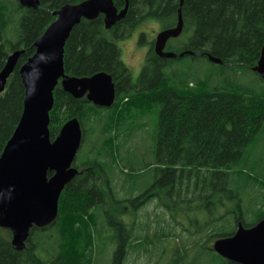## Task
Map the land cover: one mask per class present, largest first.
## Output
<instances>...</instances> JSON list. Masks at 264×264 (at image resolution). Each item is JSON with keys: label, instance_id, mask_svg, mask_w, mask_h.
<instances>
[{"label": "trees", "instance_id": "obj_1", "mask_svg": "<svg viewBox=\"0 0 264 264\" xmlns=\"http://www.w3.org/2000/svg\"><path fill=\"white\" fill-rule=\"evenodd\" d=\"M40 1L39 8H29L19 0H0V71L12 52L24 49L7 88L0 94V156L24 109L26 93L19 72L21 66L35 53L36 40L55 21L54 11L83 0ZM126 3L127 0H114L119 11ZM179 3L180 0H129L126 16L111 28H106L102 13L94 19L83 18L73 28L64 49L66 74L77 78L99 73L111 75L117 89L116 101L111 107H101L86 95L76 97L61 83L56 86L49 124L52 140L74 117L81 121L83 139L91 137L93 126L99 133L89 159L74 162L78 173L60 195L59 217L55 222L34 227L23 250L13 246L12 232L0 226V264H92L96 246L93 240L97 241L102 231V224L100 230L96 227L101 222L97 219L101 213L113 230L116 247L112 264H131L128 256L136 249L141 255L150 251L146 246L148 241L134 230L136 225L125 223V200L116 199L118 191L113 185L116 177L119 183L125 181L131 186L135 175L125 178V173H131L118 165L119 151L125 129L136 118L149 115L150 109L146 107L158 109L154 159L163 177H158L149 187L155 195H158L156 186L163 178L172 187L169 196L174 191L179 196L182 188L190 185L191 172L195 170V175L202 174V180L200 189L191 193L190 201L198 199L200 203L179 209L180 212H189L194 207L199 211L202 206V211L208 209L214 213L223 204V195L228 194L237 202L233 218L236 223L242 221L245 226H252L264 217V84L243 87L237 78L242 71H251L264 82L253 70L264 45V0L184 1L182 34L188 35V41L179 50L172 47L167 50L196 51L198 54L191 56L212 54L222 59L224 63L218 65L222 72L230 69L234 75V79L222 84H211L200 77L192 80L174 76L171 63L182 57L161 58L155 51V39L148 44L145 65L139 80L134 82L120 47L105 36L106 31L115 37L129 36L138 23L149 18L160 20L162 29L173 27L178 22ZM145 36V33L140 35L139 43H144ZM114 146L119 149L117 152ZM195 184L198 186L197 180ZM127 190L131 198L138 189L131 186ZM251 193L253 201L246 206L242 202ZM164 202L166 210L175 216L172 199L170 203ZM158 214L153 221L162 229L155 237L165 241L166 237L174 236L173 229ZM150 215L151 212H145L137 227H148L152 221ZM85 216L94 221L92 234L85 225ZM230 222L227 215L217 226L204 228V239L213 241L233 235L236 227L229 229ZM48 229L51 233L46 232ZM52 240L56 244L54 248L49 243ZM185 246L190 248L193 244ZM206 247L213 251L209 245Z\"/></svg>", "mask_w": 264, "mask_h": 264}, {"label": "water", "instance_id": "obj_2", "mask_svg": "<svg viewBox=\"0 0 264 264\" xmlns=\"http://www.w3.org/2000/svg\"><path fill=\"white\" fill-rule=\"evenodd\" d=\"M29 8H39L40 0H19ZM180 0L178 22L164 28L156 36L155 51L164 59L196 55V51L181 53L166 50L168 41L183 32L184 18ZM101 2L103 7L97 6ZM119 11L114 0H83L68 3L54 11L56 15L44 33L36 40L35 53L21 66L19 72L25 86L24 109L12 137L0 156V226L13 233V246L26 247L32 227L42 228L59 217V198L65 186L76 176L73 165L83 143L84 130L78 117L71 118L52 140L50 111L54 106V90L61 83L76 97L84 95L97 106L111 107L117 89L111 75L99 73L92 77H70L65 72L64 49L73 28L83 18L94 19L105 14V26L111 28L128 11ZM24 49L12 52L0 71V94L7 88ZM211 61L222 59L208 54ZM253 70L264 79V45ZM49 175V173H51ZM221 256L241 264H264V217L253 226L238 223L235 233L214 242Z\"/></svg>", "mask_w": 264, "mask_h": 264}, {"label": "rangeland", "instance_id": "obj_3", "mask_svg": "<svg viewBox=\"0 0 264 264\" xmlns=\"http://www.w3.org/2000/svg\"><path fill=\"white\" fill-rule=\"evenodd\" d=\"M163 27L164 25L160 20L149 18L138 23L132 30L131 34L126 37H115L109 31L105 32V36L116 42L120 47L121 57L130 68L134 82L139 80L142 73L149 42L156 39L157 34ZM142 33H145L146 36L145 41L143 40L144 43L141 44L139 43V39ZM187 41L188 35L181 34L178 37L171 38L167 48L172 47L175 50H179L182 45L184 46L187 43ZM218 65L220 64L211 61L209 57L200 55L197 57L191 55L184 56L171 63L172 71L175 73L174 76H187L192 80L194 77H200L201 79L211 81V84H222L223 81L228 82L229 80L234 79V75L230 69H226L224 73ZM237 78L243 87L247 86L253 88L264 84V82L260 81L257 75L251 71H242ZM146 109H150L149 115L142 118H136L133 123L125 129L122 151H119L120 157L118 165H120V168H122L125 172L129 171V173H131H125V178H129L130 175H135L131 178V186L138 189L134 193L150 189L149 187L156 183L158 177H163L159 170H157L159 164L154 159V152L156 150L158 109L155 107H146ZM90 131L91 137H85L83 139V143L78 151L75 160L77 163L87 161L90 157L89 151L94 146L93 143L97 138L99 130L96 126H93ZM114 150L117 152L119 149H117V146H114ZM195 172V170L191 172L192 176H190V185L184 186L182 188L183 192H181L179 196L176 191L169 196L168 193L172 187H168L166 182L162 181L164 180L162 178L160 182L164 185H160L161 183H158V186H156L158 195H155L154 193L155 198H153V202H148L149 205L142 207L138 212V215L134 216L137 223H139L140 217L145 218V212H151L150 219L152 221L149 222L150 225L148 227H137L139 226L137 223L136 227L133 226L134 230H136L137 233L142 235L145 240L148 241L146 246L151 252H144L141 255L138 249H136V251H131L128 256V260L131 264H220L219 261H217L219 260L220 255L208 250L206 247L207 245H209V247L212 246L213 241H211V239H204V235L202 236V230L206 227L217 226L218 222L222 220V217H226L227 215L231 218V222L228 226L229 229L232 230L237 227V223L233 220L235 217L234 213L237 211L238 207L237 202L235 197L229 198L228 194H224L223 204L219 205L218 208L215 209L214 213L209 212L208 209L202 211V206L199 211H197L194 207L193 209H190L189 212H180L179 209L188 208L189 205H196L200 203L198 202V199H194L193 202L190 201L191 193L200 189V180H202V174L195 175ZM113 180L115 190L118 191L116 193V199L123 201L128 198L127 191L129 189L127 190V188L131 187L129 186V183L125 181L119 183L116 177H114ZM196 180L198 182V186L195 184ZM218 181L220 183L223 182L222 178ZM169 197L174 202L175 216H173L171 212L167 211L164 207L165 200L167 203H170ZM195 197L197 198V196ZM253 197L254 195L251 193L249 196L244 197V201L242 203L246 206L249 205V201L252 202ZM199 200L202 201V199ZM130 213L131 212H127L124 219L128 220L130 216L132 221V218L134 217H132ZM157 214L159 219L162 221L165 219V222L163 223H170L168 226L173 229L171 232L174 233V236L170 235L166 237L165 241H161L159 236L155 237L158 230L162 229L161 225H159L156 221L155 223L153 221L157 218ZM252 218L253 216L249 219L251 220ZM97 219L101 222L97 223L96 227L100 230V224H102V231H100V236L97 238V241L93 240V244L96 242V246L93 252L94 256H92V264H112L113 254L116 247V244L112 239L113 230L108 226L109 224L106 223L102 213ZM84 220H86L85 225L92 234L94 231L93 219L86 218L85 216ZM180 224H184L189 227L190 230L197 229V227L200 226L202 230H196L193 233H189L188 231H183L180 228ZM51 231L52 230L50 229L46 230L47 233H51ZM49 243L52 248L56 245L53 240ZM191 244H193V246L190 248L185 246Z\"/></svg>", "mask_w": 264, "mask_h": 264}, {"label": "flooded vegetation", "instance_id": "obj_4", "mask_svg": "<svg viewBox=\"0 0 264 264\" xmlns=\"http://www.w3.org/2000/svg\"><path fill=\"white\" fill-rule=\"evenodd\" d=\"M168 44V43H167ZM166 50H167V46H166ZM153 198H155L154 197V192L152 191V190H150V189H146L145 191L143 190V191H141V192H139V193H136V194H134V196L133 197H131V198H126L125 199V201H124V210H125V214L127 213V212H131L130 213V215H132V217H134V216H137L138 215V212L140 211V209L142 208V207H146L147 205H149L148 204V202H153ZM125 214L123 215V218L125 217ZM131 221V217L129 216V219L128 220H126L125 219V223L126 224H129V225H136V223H137V221H136V219L135 218H132V221ZM138 224V223H137ZM154 224V223H153ZM145 225H148V224H145ZM237 225H238V223H237ZM253 226V225H252ZM34 227H32L31 228V230L33 229ZM180 228L183 230V231H188L189 233L191 232V233H193L194 231H196V230H200L199 229V227L197 228V229H189V227H187V226H185L184 224H180ZM236 229H237V227H236ZM10 230V229H9ZM31 230H30V234H31ZM202 230V229H201ZM11 231V230H10ZM12 232V231H11ZM235 233V232H234ZM204 234V232L202 233V235ZM12 235H13V233H12ZM29 238H30V235H29V237H28V239H27V241L29 240ZM217 239V238H216ZM216 239L215 240H213V245L212 246H210L211 248H212V250H213V252H216V250L214 249V242L216 241ZM220 255V254H219ZM221 256V255H220ZM222 258H220V264H227L228 262H234V263H236V264H241V263H238V262H235V261H233V260H230V259H227V258H225V257H223V256H221ZM225 261V262H224Z\"/></svg>", "mask_w": 264, "mask_h": 264}, {"label": "bare ground", "instance_id": "obj_5", "mask_svg": "<svg viewBox=\"0 0 264 264\" xmlns=\"http://www.w3.org/2000/svg\"><path fill=\"white\" fill-rule=\"evenodd\" d=\"M97 6H99V7H103L104 8V5L101 3V2H98L97 3ZM105 15V14H104ZM105 17H106V15H105ZM67 208H68V206H67ZM76 217V216H75ZM80 221V220H79ZM74 222V221H73ZM67 229V228H66ZM74 232V231H73ZM72 239H73V237H72ZM90 241V240H89ZM88 241V242H89ZM68 243H70V242H68ZM72 245V244H71Z\"/></svg>", "mask_w": 264, "mask_h": 264}]
</instances>
